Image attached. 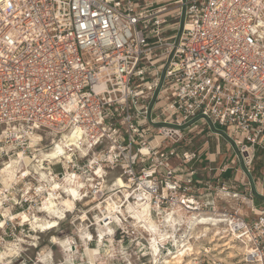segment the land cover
I'll return each instance as SVG.
<instances>
[{
    "label": "built area",
    "instance_id": "1",
    "mask_svg": "<svg viewBox=\"0 0 264 264\" xmlns=\"http://www.w3.org/2000/svg\"><path fill=\"white\" fill-rule=\"evenodd\" d=\"M204 133V144L211 134L235 152L198 184V167L212 169L210 157L191 147ZM72 135L92 144L87 155L73 151ZM8 143L16 157L31 158L19 159L15 178L33 185L35 196L43 189L41 170L74 183L86 176L95 187L82 199L72 197L74 207L84 206L97 229L114 226L120 246L134 243L140 254L127 256L226 251L242 264H264V201L254 200L262 195L256 161L264 176V6L256 0H0L1 153ZM57 143L62 154L35 159ZM97 154L116 157L97 165L100 175L85 171ZM219 155L218 147L211 162ZM22 188L21 197L30 194ZM129 203L146 206L155 230L132 218ZM215 240L221 250L211 255Z\"/></svg>",
    "mask_w": 264,
    "mask_h": 264
},
{
    "label": "rangeland",
    "instance_id": "2",
    "mask_svg": "<svg viewBox=\"0 0 264 264\" xmlns=\"http://www.w3.org/2000/svg\"><path fill=\"white\" fill-rule=\"evenodd\" d=\"M221 131V128H216ZM206 139L205 133L202 135H198L193 139L192 148H195L197 145L199 146ZM219 142L220 150L222 155L217 156L215 162H211V176L213 173H216V168L221 166V159L226 161L229 159L233 153L235 152L234 146L231 142L226 141L224 139H216L211 136L208 138L205 145L211 147V150H214L216 147V143ZM44 143H47V140H44ZM8 145H10L8 147ZM13 143H8L4 147V151L0 152V169L3 167H12L15 166L12 160L16 158V153L18 150L12 149ZM45 152L42 155H36L37 160L41 159ZM221 158V159H220ZM12 159L10 162L9 160ZM7 164L8 166L4 165ZM239 165V164H237ZM262 162H255V174L262 179L261 175ZM60 167L55 165L54 170L58 171ZM46 173L41 170L40 171V182L39 185L44 187L40 189V193H36L37 195L32 193L33 185H25L22 181H16V178L13 177L10 181H8V186L4 184L1 179L0 174V252H2L5 248H11L13 245H16L17 241H19L18 247L20 249L18 255L15 257H11V264H50V259L53 261H63L64 264H76V259L72 257V253H75L77 249L81 253L92 254L91 251L96 252L98 249V245L110 246L112 250H122L123 254L126 256V259H121V264H165V259H170L172 256H127L128 253H133V251H137V247L135 244L130 243L127 240H123L120 246V241L122 239H118L119 235L115 234L114 231L111 235H106L105 232L108 231L106 228H96L95 225H90L89 221L85 219L84 215V206L81 204H77L74 209L67 211L68 209L64 207L62 204L59 205L60 209L63 210L65 215L62 219L58 220V224L48 230H38L37 228H33L31 223L28 221H23L21 219V213H26L29 218L32 220L33 216H37L40 220L49 219L50 216L48 212L41 210L43 209L44 200L50 196L49 186L57 181L58 183H63L64 185L68 182L60 181L55 178L50 179L46 177ZM44 179H41V177ZM118 184L121 186L120 182ZM11 185L14 187L10 193H5L7 188H10ZM25 185V186H24ZM10 186V187H9ZM22 189L28 188L30 190V194L27 195L30 197L26 203L23 202L24 197L20 196L19 188ZM45 191V193H44ZM56 191H53V195ZM61 192V190H59ZM58 193V192H57ZM54 195L57 199L56 201L60 203L63 199H69V197L64 196V194ZM256 198H261L257 195ZM5 211L8 212V215H5ZM92 215L94 217V212L87 214L89 220H92ZM15 216L16 219L12 220L9 217ZM114 229V227H113ZM98 240V244L94 242L96 239V235ZM104 237L102 238V235ZM61 241V244L53 243L52 237ZM93 237V241L89 242V239L86 237ZM73 240L75 243L70 244L69 252H65L63 248V242L67 240ZM207 246L205 244H198V248ZM211 255L216 254L221 250L220 242L215 240V242H211ZM220 247V248H219ZM223 256H184L183 264H242L241 256H224L226 251H223ZM51 253V257L49 256ZM136 254H140V251H137ZM88 257H85L87 259Z\"/></svg>",
    "mask_w": 264,
    "mask_h": 264
},
{
    "label": "clouds",
    "instance_id": "3",
    "mask_svg": "<svg viewBox=\"0 0 264 264\" xmlns=\"http://www.w3.org/2000/svg\"><path fill=\"white\" fill-rule=\"evenodd\" d=\"M257 4H261V6H264V3H262V0H256ZM260 27V25H258ZM80 129H77V134H79ZM72 143L75 145V150L78 151V155L85 156L88 154L89 150L92 148V144L89 143L87 140H81L80 142L72 141ZM66 146V145H65ZM62 148L61 145H57L54 152L52 153L53 156H57L61 153ZM116 159L114 154L111 155H104V154H97L90 162L88 169L85 171H91L95 172L97 175H100V169L97 167V165H100L101 162L105 163H112ZM82 176L84 174L82 173ZM41 179H44L42 176ZM77 182L73 184L72 186H65L63 183H53V188H62L64 192L68 193L70 197H75L76 199H82L84 196H87L89 191L92 187H95V185L91 184V181L87 179L86 176H84L83 182L81 181L80 177L76 178ZM40 190L37 189V192ZM25 199H30V197L27 196L25 193ZM60 203L64 206H66L67 209H72L74 207V201L72 199H66L61 200ZM41 210H47L49 212V215H55L63 217V211H59L56 213H52V205L50 201H45V208ZM5 215H8V212L5 211ZM12 220H15V216L9 217ZM86 218V217H85ZM22 220H29V216L21 214ZM36 217H33L31 221H29L32 224L33 228H49L53 226L52 220H45L41 223H36ZM115 220L116 218L113 217ZM86 239H91V237H86ZM163 239V238H162ZM53 243L61 244V241L53 237ZM75 243V241L69 239L67 241L63 242V248L65 252H69L70 248L69 245ZM19 241H17L16 245H13L11 248H5L2 252H0V264H11V257H15L18 255L20 249L18 247ZM49 256L51 257V253H49ZM72 257L76 259V264H121V259H126V256L123 254L122 250L116 249L112 250L110 246L106 245H98V249L96 252L89 255L88 253H81L79 249L75 253H72ZM85 257H88L85 259ZM50 264H64L62 261H53L50 259Z\"/></svg>",
    "mask_w": 264,
    "mask_h": 264
},
{
    "label": "bare ground",
    "instance_id": "4",
    "mask_svg": "<svg viewBox=\"0 0 264 264\" xmlns=\"http://www.w3.org/2000/svg\"><path fill=\"white\" fill-rule=\"evenodd\" d=\"M75 135H72V136H70V137H68V139H67V141L70 143V144H73L72 143V141H76V139H75ZM33 140H34V138H33ZM33 142V141H32ZM57 145H60L59 143H57ZM56 145V146H57ZM54 151H50V152H48V153H45L43 156H42V158L41 159H39V161L41 160H45V158H47V157H50V158H55V157H57V156H53L52 155V153H53ZM60 154H62V151H61V153ZM65 157H67V154H65L64 155ZM36 157V156H35ZM37 158V157H36ZM19 159H24V161L26 162V163H28V162H30L31 161V158H28V157H25L24 155H22L20 152L18 153V156L14 159V160H12V159H10L9 160V162L12 160V162L14 163V165L15 164H17V162L19 161ZM4 165H6V166H8L6 163L4 164ZM15 172H16V167L15 166H12V167H10V168H8V167H3L2 169H0V174H1V179H2V181L4 182V184L6 185V186H8V181H10L13 177H15L16 175H15ZM61 181H66V182H68V183H66L65 184V186H72L73 184H75L74 183V180L71 178V176H69L68 177V179H65V180H61ZM119 182H120V184L122 185V181H120L119 180ZM54 183H58L57 181H54ZM53 184V183H52ZM52 184L49 186V193H50V196H48L45 200H44V202H43V209L45 208V201H50V203H51V205H52V213L54 214V213H56V212H59V211H63L62 209H60V207H59V205L61 204V203H59V202H57L56 200V198H55V196L54 195H56V193L58 192L59 194H62V193H65V194H67V195H64V196H67V197H69V199H72V197H70L69 195H68V193H66V192H64L63 191V189L62 188H53L52 187ZM10 187V186H9ZM44 188V187H43ZM59 190H61V192H59ZM53 191H56L55 193H54V195H53ZM0 193H1V190H0ZM44 193H45V191H44ZM57 193V194H58ZM74 198V197H73ZM63 200H66V199H63ZM73 200V199H72ZM64 206V205H63ZM113 206H114V204H113V202H111L110 200L108 201V203H107V209L109 210V213H111L110 211L113 209ZM64 207H66V206H64ZM128 210H129V212H131V214H132V218H134V219H136V220H138L139 222H142V224H144L145 225V227H151L153 230H155V225H154V223L151 221V220H149L147 217H146V206H142V208H135L134 206H133V204H128V206L126 207ZM72 209H74V207L72 208ZM72 209H68L67 211H70V210H72ZM44 211H46V212H48L47 210H44ZM21 214H24V215H27L26 213H21ZM48 214H49V212H48ZM63 214H64V212H63ZM28 216V215H27ZM33 217H36V218H38L37 216H33ZM63 217H64V215H63ZM62 217V218H63ZM49 219H44L43 221H45V220H52L53 221V226L52 227H49V228H37L38 230H42V231H44V230H48V229H52V228H54L57 224H58V220L59 219H62L60 216H55V215H50L49 217H48ZM107 219V217L105 218V220ZM29 220L31 221V219L29 218ZM23 221H25V220H23ZM28 221V220H27ZM36 223H41L42 222V220H40L39 218L38 219H36V221H35ZM107 223V222H106ZM105 222H104V224H106ZM32 225V224H31ZM113 227L114 226H112V225H110V224H108L107 225V227H105L106 228V230H108V231H106L105 232V234L106 235H111L112 233H113ZM102 235V234H101ZM54 237V236H53ZM53 237H52V239H53ZM104 237V235H102V238ZM222 246V245H221ZM92 253H93V251H91ZM171 256V255H170ZM188 257H190V256H188ZM165 264H183V262H184V256H172V257H170V259H165Z\"/></svg>",
    "mask_w": 264,
    "mask_h": 264
},
{
    "label": "crops",
    "instance_id": "5",
    "mask_svg": "<svg viewBox=\"0 0 264 264\" xmlns=\"http://www.w3.org/2000/svg\"><path fill=\"white\" fill-rule=\"evenodd\" d=\"M209 136L211 137V134H209ZM203 142L199 146L197 145L195 148L198 150V152L201 153V155L203 157L202 159H206L207 156L210 157V162L207 163V166L211 169V152H215L218 147L220 148V144H219V142H217L216 144H218V145H216V147H214V150H211V147L208 145H205ZM221 161L224 162V160H222V159H221ZM198 166H199V164L197 165V167ZM208 175H211V170L208 171L207 169L204 170V169H201L198 167V173L196 175V179L199 182L198 184L201 183V179L205 178ZM255 186L257 187V190L262 195H258L261 198V200L259 198H256L257 196L254 197V200L257 204H261L264 201V181L262 179L257 180V182L255 183ZM201 191H202V189H201Z\"/></svg>",
    "mask_w": 264,
    "mask_h": 264
}]
</instances>
